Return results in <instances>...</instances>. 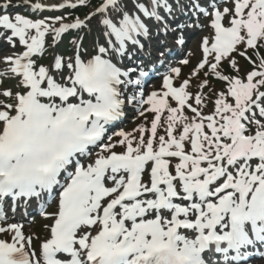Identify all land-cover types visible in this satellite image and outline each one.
I'll use <instances>...</instances> for the list:
<instances>
[{
  "label": "snow or ice",
  "instance_id": "snow-or-ice-1",
  "mask_svg": "<svg viewBox=\"0 0 264 264\" xmlns=\"http://www.w3.org/2000/svg\"><path fill=\"white\" fill-rule=\"evenodd\" d=\"M92 2H33L30 8L76 9ZM10 4L6 0L0 7ZM191 6L208 15L196 0ZM137 12L161 25V31L169 30L173 5L168 0H99L84 19L70 22L62 16L33 21L19 14L0 15V30L10 33L0 31V43L15 48L18 42L26 48L0 59L9 66L0 71V80L9 74L18 77L16 87L23 90L13 93L0 83V201L59 192L51 238L41 245L42 264H210L204 258L210 245L226 258L234 250L231 260H245L248 253L241 249L257 242L264 245V0H234V9L215 10L214 42L209 47L208 39L203 40V60L188 79L174 87L168 76L164 91L146 99L143 92L127 97L128 103L147 105L146 112L154 114L150 128L138 127V139L133 133L117 132L118 143L103 144L96 159L85 166L79 157L98 146L106 125L122 116L124 90L141 85L142 79L132 77L148 75L138 65L123 70L118 66L132 59L126 43L139 45L136 36L148 35ZM229 15L231 26L224 27L222 21ZM96 17L101 36L114 41L105 39L93 52L84 50L78 37L70 42L73 55L67 61L55 54L51 65L35 68L32 57L43 55L46 36L58 42L70 30L90 28ZM235 56L252 66L243 78ZM224 62L235 75L222 71ZM52 71L64 83L57 82ZM172 71L181 75L180 68ZM202 71L205 79L199 80ZM208 76L225 83L226 89L206 95ZM194 79L199 81L195 93L189 91ZM82 93L90 98L83 99ZM210 95L215 96L213 110L204 115ZM169 98L176 107L170 106ZM165 112L166 135L157 137ZM177 125L182 129L178 136ZM118 145L122 153L114 151ZM173 158L178 160L174 165ZM4 219L0 206V223ZM22 227L0 226V234L11 235V241L0 239V264H41ZM179 230H191L194 236L187 238ZM58 254L68 259H58Z\"/></svg>",
  "mask_w": 264,
  "mask_h": 264
},
{
  "label": "rangeland",
  "instance_id": "rangeland-1",
  "mask_svg": "<svg viewBox=\"0 0 264 264\" xmlns=\"http://www.w3.org/2000/svg\"><path fill=\"white\" fill-rule=\"evenodd\" d=\"M14 1L15 2H21L22 0H14ZM224 8L234 9V0H222L221 2H219V5L216 8H214L213 12L215 10H220L221 12H223ZM9 9H11V11L8 10L5 13H0V15L8 14L10 17H14L19 12L16 8H14V10H13L10 7ZM213 12L209 13V14H211V19H209L208 21L205 20L202 23L198 24V26H199L198 28L199 29H203V30L200 33H197V35H196L197 38L192 40L191 45L187 48L189 50V53L187 54L188 55V59L187 60H190V63H189L190 65L187 68L185 67L183 71L181 70L182 71L181 73L183 74V76L180 79H184V80L188 79L191 76V73L193 72V70L196 68L197 63L202 61V59H200V56H199L200 51L202 49L201 45H200V43H201L200 40L202 38H205V36H207V34H209V33L211 34L210 40L214 39V36L212 35L213 28L211 27V23H212L213 18H214L213 17ZM135 14L138 15L139 12H137ZM111 15L112 14L110 13L109 16L111 17ZM231 18H232L231 15L226 16L224 18V20L222 21V24L224 25V27H230L231 26L230 25V19ZM117 19H119V17H117ZM73 20H74V18H73ZM97 21H98V19L94 18L91 21V25L90 26H91V31L92 32L96 31L97 34H99V36L101 38V41L98 42V44L99 43H104L105 39H109L110 38V39L114 40L115 39L114 37L103 38L101 36L102 26L98 27ZM195 26H196V24H195ZM0 31H4L5 35L10 34V33L7 32V30H0ZM171 34L173 36H175L174 32H172ZM182 35H183V33H179V36H176L175 38L181 39ZM74 39H75L74 35L71 34L70 36L66 37L64 42L67 43V46H68V43L71 42V40H74ZM86 41H87V37L85 35V37L83 39V43H84L85 46L87 45ZM21 46L22 45H19L18 42H17L16 47L15 48H11V46H9L7 43H5V46L0 47V49H2V50H0V59H2L3 56H5V55H13V54L17 53V48L21 47ZM49 48H51L52 52H53L54 45H53L52 42L46 41L45 49H49ZM57 53L60 54L65 61H67L68 57L73 55V49L71 51V48L61 46L57 50ZM185 56L186 55H184L183 58H181V59L183 60L185 58ZM164 57H165V55L163 56V58ZM181 59H179L178 61H181ZM163 60H166V58H164ZM238 64H239V67H240L239 75L242 78L245 77L247 72L252 70V68L251 69L248 68L246 65H243L241 62H238ZM34 65L36 66V64H34ZM181 66L182 65H180L178 62H175V63H172V65H169V67L167 69H165V71H166V73H168V71H169L171 76L174 77L176 79V82H177V78H176L175 74L173 73L172 69L180 68ZM8 67L9 66L7 64L0 63V68L8 69ZM36 68H38V66H36ZM228 72H230L231 75H235V73H233L231 69H229ZM54 77L57 79V78L60 77V75L56 74V75H54ZM199 80H203L201 76L199 77ZM0 81H1L2 86L4 88L11 89L13 91V93L22 90V89H18L16 87L18 80L14 79L12 76H6ZM197 82H199V81H197L195 79L193 80V86L190 87L189 91H191L193 93H195L197 91V89L195 88V83H197ZM6 84H9V86H5ZM180 84L177 82V84H176L177 87H179ZM162 85H163L162 82L156 81V82H154L152 90H159V91L162 92V91H164ZM224 89H226V88H224ZM214 91L215 92H219V90H214ZM206 92H207V95H209L210 90H207ZM128 95L132 96L130 92L128 93ZM143 99H144V97H143ZM214 99H215L214 95H210L209 96V99L206 102L207 103V107L203 109V114L204 115L211 114V112L213 110L212 101ZM6 102L10 103L11 101L7 100ZM126 104L130 108V111L127 112L128 115H130V113H132L133 110L137 111L138 109L141 108V106L137 102H134V101L132 103H128V100H127ZM143 107L147 108L148 106L147 105H143ZM144 111L146 112V109H144ZM166 116H167V112H165L164 116L162 117L161 127H159L158 130H157V137H159L160 135H166V133L164 131V127L166 126L164 124V119H165ZM153 117H154V114L150 113V112H146V115H144V116L140 115L137 118H136V116H133V118H131V121L129 122V124H127L126 128H124V129H122L120 131H124L125 133H133L135 138L138 139L139 136H140V133L136 132L135 130L138 127H140L141 125H143L145 128H150L151 122L153 120ZM181 130H182L181 127L179 125H177V131L174 133V135L178 136L180 134ZM205 131H207V129H205ZM120 139L121 138L119 136H117L116 132H115V134L113 136H109V138L106 140V142L104 144L109 143V141L112 144H117ZM145 139H147V134H145ZM101 146L98 148V150L93 151L92 154L87 157V159L83 162V164L85 166H87L89 163H92L96 159L97 153H99L101 151ZM134 146H135V144H134ZM116 149H118L117 153H122L124 151V148L120 147L119 145L116 147ZM185 150L186 151H190V148H189V146L187 144L185 146ZM171 163L173 165L175 164L174 161H171ZM149 170H150V166H149ZM170 171H172L173 174H174V170L172 168H170ZM144 180H147V178H145ZM106 186L111 187L113 185H112L111 182H106ZM57 205H58V198H57L56 203L54 204L52 210L49 211V214L50 213L51 214H55L56 213ZM49 214L45 215V217L41 218V219L34 218V220H32V221H31V219H27V220L22 222V220H19L18 217L14 216L13 214L8 213L5 216L4 221L2 223H0V226L7 227L10 224L22 225L23 226L22 227V232L25 235V237H31V239H32V242H33L32 243V250L36 252L37 256L42 258L41 245L44 242H46L48 239H50V233H49L48 227L50 225L54 224V219H48V218H50ZM51 227L52 226H50V228ZM38 228L40 229V232L42 233V238L38 237V233H37ZM35 233H36V235H35ZM2 235H3L2 237L6 238V240L11 239V235L8 234V233H4ZM251 264H264V258L263 259H259V261L253 262Z\"/></svg>",
  "mask_w": 264,
  "mask_h": 264
},
{
  "label": "bare ground",
  "instance_id": "bare-ground-1",
  "mask_svg": "<svg viewBox=\"0 0 264 264\" xmlns=\"http://www.w3.org/2000/svg\"><path fill=\"white\" fill-rule=\"evenodd\" d=\"M51 1H53V0H41V4H43V5H47V4H49ZM40 3V2H39Z\"/></svg>",
  "mask_w": 264,
  "mask_h": 264
}]
</instances>
